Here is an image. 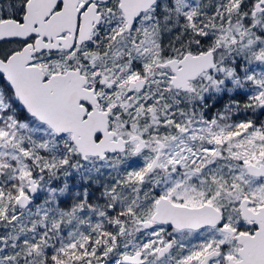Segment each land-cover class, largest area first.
<instances>
[{
	"label": "snow or ice",
	"instance_id": "snow-or-ice-1",
	"mask_svg": "<svg viewBox=\"0 0 264 264\" xmlns=\"http://www.w3.org/2000/svg\"><path fill=\"white\" fill-rule=\"evenodd\" d=\"M0 264H264V0H0Z\"/></svg>",
	"mask_w": 264,
	"mask_h": 264
}]
</instances>
